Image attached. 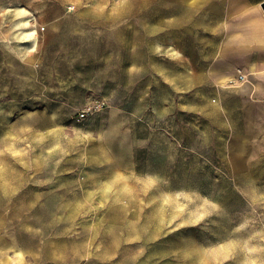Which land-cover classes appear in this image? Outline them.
<instances>
[{
    "label": "rangeland",
    "instance_id": "374dc122",
    "mask_svg": "<svg viewBox=\"0 0 264 264\" xmlns=\"http://www.w3.org/2000/svg\"><path fill=\"white\" fill-rule=\"evenodd\" d=\"M244 1L0 0V264H264L253 75L215 81Z\"/></svg>",
    "mask_w": 264,
    "mask_h": 264
},
{
    "label": "crops",
    "instance_id": "0c3cea01",
    "mask_svg": "<svg viewBox=\"0 0 264 264\" xmlns=\"http://www.w3.org/2000/svg\"><path fill=\"white\" fill-rule=\"evenodd\" d=\"M263 1L258 3L260 11L256 6L250 5L249 1H244L246 6L250 5L254 9L247 8L245 15L238 19L242 26L238 33L230 29L228 33L230 38L224 44L227 63L218 71L221 74L219 77L228 75L232 79L231 73L233 75L235 73V77L239 79L241 70L238 68H244L245 72L253 75L252 86L243 84L232 88L235 92L247 91L245 102L250 107V122L246 126L248 132L241 135L249 137L251 145L260 143L258 139L264 137V12L260 8Z\"/></svg>",
    "mask_w": 264,
    "mask_h": 264
},
{
    "label": "bare ground",
    "instance_id": "6f19581e",
    "mask_svg": "<svg viewBox=\"0 0 264 264\" xmlns=\"http://www.w3.org/2000/svg\"><path fill=\"white\" fill-rule=\"evenodd\" d=\"M2 11H4V13L8 11L13 12L15 16L14 23L11 27V30L14 32L12 35L13 40L11 39L12 41L9 42V48L21 57H28L36 51L37 46V30L32 23L35 18L29 19L28 16H30L31 13L20 5L7 6L4 7ZM155 49L160 50L159 43L156 44ZM166 54L176 59L182 57L180 51L172 43L167 45ZM232 80L233 79L228 75L215 78V81L219 84H225Z\"/></svg>",
    "mask_w": 264,
    "mask_h": 264
},
{
    "label": "built area",
    "instance_id": "2783aa9c",
    "mask_svg": "<svg viewBox=\"0 0 264 264\" xmlns=\"http://www.w3.org/2000/svg\"><path fill=\"white\" fill-rule=\"evenodd\" d=\"M239 79H244V75H242V74L239 75ZM86 114H87L86 110L81 111V112L79 113L78 120H79V121H84L85 118H86Z\"/></svg>",
    "mask_w": 264,
    "mask_h": 264
},
{
    "label": "water",
    "instance_id": "95a60500",
    "mask_svg": "<svg viewBox=\"0 0 264 264\" xmlns=\"http://www.w3.org/2000/svg\"><path fill=\"white\" fill-rule=\"evenodd\" d=\"M260 8H261L262 11L264 12V1L260 3Z\"/></svg>",
    "mask_w": 264,
    "mask_h": 264
}]
</instances>
